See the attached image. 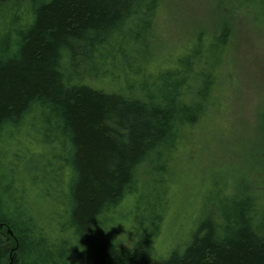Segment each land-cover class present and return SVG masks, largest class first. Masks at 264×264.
Instances as JSON below:
<instances>
[{
    "label": "trees",
    "instance_id": "obj_1",
    "mask_svg": "<svg viewBox=\"0 0 264 264\" xmlns=\"http://www.w3.org/2000/svg\"><path fill=\"white\" fill-rule=\"evenodd\" d=\"M161 1L0 0V264H264V203L249 186L204 203L190 241L164 259L152 231L130 251L99 221L124 217L130 199L154 229L180 146L223 105L227 23L140 72ZM108 71L113 87L95 83Z\"/></svg>",
    "mask_w": 264,
    "mask_h": 264
},
{
    "label": "rangeland",
    "instance_id": "obj_2",
    "mask_svg": "<svg viewBox=\"0 0 264 264\" xmlns=\"http://www.w3.org/2000/svg\"><path fill=\"white\" fill-rule=\"evenodd\" d=\"M225 23L234 35L228 51L229 80L222 93L223 105L210 111L180 146L166 173L167 201L158 225L154 229L148 222L141 225L127 207L130 199L125 205V216L118 217H131L139 238L152 231L150 247L157 259L184 249L196 225L208 213L201 211L204 203L209 209L219 199L223 200L225 194L245 186L253 189L264 203V126L258 120L259 114L264 113V4L241 2L238 6L237 0H162L147 41L145 67L140 72L154 73L172 66L176 57L192 47L198 32L204 33L208 42L209 33ZM110 69L113 71L115 67ZM97 75L95 83L113 87L111 71ZM141 82L138 85L143 84L148 92L155 91L159 84L151 79L148 83H143V79ZM24 138L21 142L31 145ZM149 175L146 170L142 179H151ZM113 229L116 239L121 241L120 235L126 228L118 224ZM128 234L130 238L134 235Z\"/></svg>",
    "mask_w": 264,
    "mask_h": 264
},
{
    "label": "clouds",
    "instance_id": "obj_3",
    "mask_svg": "<svg viewBox=\"0 0 264 264\" xmlns=\"http://www.w3.org/2000/svg\"><path fill=\"white\" fill-rule=\"evenodd\" d=\"M99 221L101 223V226L107 230H110L115 225L123 224L127 231L120 235L121 242H123L130 251L136 250L140 242V238L137 236L135 232V221L131 217L127 219H112L108 221L105 220H99ZM129 232L134 234L132 235L131 238L129 237L128 234ZM69 243H71V241Z\"/></svg>",
    "mask_w": 264,
    "mask_h": 264
}]
</instances>
